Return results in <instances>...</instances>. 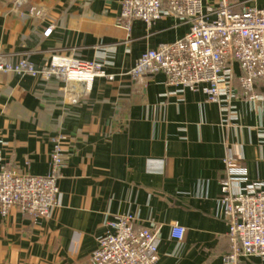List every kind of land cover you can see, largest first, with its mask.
Returning a JSON list of instances; mask_svg holds the SVG:
<instances>
[{
	"label": "crops",
	"instance_id": "obj_1",
	"mask_svg": "<svg viewBox=\"0 0 264 264\" xmlns=\"http://www.w3.org/2000/svg\"><path fill=\"white\" fill-rule=\"evenodd\" d=\"M238 1L237 12L264 8ZM120 11V0H0V55L40 68L74 53L114 77L71 101L62 81L0 74V171L47 175L52 138L64 137L57 205L46 219L16 209L0 219V264H89L106 224L123 215L159 228L158 264H222L224 159H237L245 184H264V100L241 95L238 68L234 96L219 104L167 86L162 74L132 82L126 73L140 55L182 39L189 25L164 17L126 29ZM255 92L264 97V86ZM174 225L185 229L182 241Z\"/></svg>",
	"mask_w": 264,
	"mask_h": 264
},
{
	"label": "built area",
	"instance_id": "obj_2",
	"mask_svg": "<svg viewBox=\"0 0 264 264\" xmlns=\"http://www.w3.org/2000/svg\"><path fill=\"white\" fill-rule=\"evenodd\" d=\"M238 5V0H120L116 20L120 27L129 29L132 22L141 21L150 29L164 17L189 25L182 39L142 53L126 75L133 82L162 74L167 86L201 91L208 103L219 104L223 96L228 101L234 96L232 82L237 67L241 95L250 103L263 101L255 87L264 86V8H242L237 12ZM50 32L48 29L44 35ZM0 74L62 81L71 101L77 98L78 88L86 95L95 79H114L101 65L83 61L74 53L53 55L40 68L27 57L0 55ZM63 140L62 135L52 138L51 169L45 176L0 171V219L13 209L36 219L50 216L59 194ZM223 164L218 204L228 227L230 248L222 264H240L252 257L264 262V184H245L246 171L231 156ZM106 228L89 264H158V227L138 228L135 217L123 215ZM184 233L183 227H172L175 240L182 241Z\"/></svg>",
	"mask_w": 264,
	"mask_h": 264
},
{
	"label": "water",
	"instance_id": "obj_3",
	"mask_svg": "<svg viewBox=\"0 0 264 264\" xmlns=\"http://www.w3.org/2000/svg\"><path fill=\"white\" fill-rule=\"evenodd\" d=\"M77 85H78V84H77ZM78 86H79V85H78ZM77 91H78L79 94H81V92H82V90H80L79 88H78Z\"/></svg>",
	"mask_w": 264,
	"mask_h": 264
}]
</instances>
